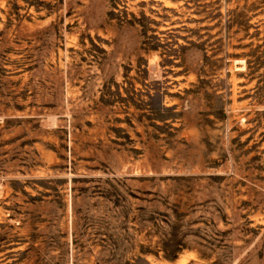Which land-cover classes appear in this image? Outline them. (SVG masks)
<instances>
[{
	"label": "rangeland",
	"instance_id": "rangeland-1",
	"mask_svg": "<svg viewBox=\"0 0 264 264\" xmlns=\"http://www.w3.org/2000/svg\"><path fill=\"white\" fill-rule=\"evenodd\" d=\"M0 264H264V0H0Z\"/></svg>",
	"mask_w": 264,
	"mask_h": 264
}]
</instances>
